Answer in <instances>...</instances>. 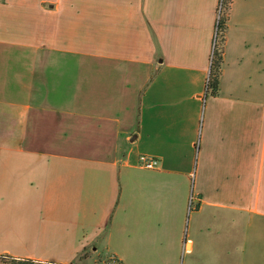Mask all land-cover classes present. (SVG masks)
Wrapping results in <instances>:
<instances>
[{
  "label": "crops",
  "instance_id": "obj_1",
  "mask_svg": "<svg viewBox=\"0 0 264 264\" xmlns=\"http://www.w3.org/2000/svg\"><path fill=\"white\" fill-rule=\"evenodd\" d=\"M218 1L0 0V264H264V0L213 94Z\"/></svg>",
  "mask_w": 264,
  "mask_h": 264
},
{
  "label": "trees",
  "instance_id": "obj_2",
  "mask_svg": "<svg viewBox=\"0 0 264 264\" xmlns=\"http://www.w3.org/2000/svg\"><path fill=\"white\" fill-rule=\"evenodd\" d=\"M231 0H224V11L221 15L219 22H218V32L219 39L217 41L213 58L210 64V72H209V87L211 89V92L213 94L217 93L218 86H219V80H220V74H221V68L223 63V50H224V41H225V32L227 28V13L229 9ZM14 263L18 264H44V263H35L30 260H14L12 259Z\"/></svg>",
  "mask_w": 264,
  "mask_h": 264
},
{
  "label": "built area",
  "instance_id": "obj_3",
  "mask_svg": "<svg viewBox=\"0 0 264 264\" xmlns=\"http://www.w3.org/2000/svg\"><path fill=\"white\" fill-rule=\"evenodd\" d=\"M224 11V0H219L218 1V7H217V18H216V22H215V31H214V36H213V45H212V50H211V55H210V64L213 58V54H214V50L217 44V41L219 39V32H218V22L219 19L221 17V15L223 14ZM209 84V76L207 78L206 81V86L208 87ZM139 164L145 168H155L158 165V160L155 158H151L148 157L146 155H140L138 158ZM194 202H195V196H193V194H191L189 196V202H188V209L191 210L192 208H194ZM106 264H117V261L114 258H110L106 261Z\"/></svg>",
  "mask_w": 264,
  "mask_h": 264
},
{
  "label": "rangeland",
  "instance_id": "obj_4",
  "mask_svg": "<svg viewBox=\"0 0 264 264\" xmlns=\"http://www.w3.org/2000/svg\"><path fill=\"white\" fill-rule=\"evenodd\" d=\"M108 259H110V258H108ZM108 259H107V260H108ZM107 260H106V261H107ZM106 261H105V263L103 262V263H101V264H106Z\"/></svg>",
  "mask_w": 264,
  "mask_h": 264
}]
</instances>
